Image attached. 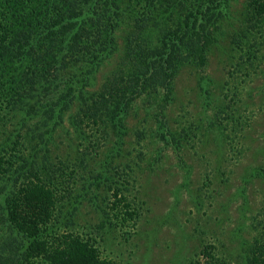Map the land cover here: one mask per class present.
Wrapping results in <instances>:
<instances>
[{"label":"trees","instance_id":"trees-1","mask_svg":"<svg viewBox=\"0 0 264 264\" xmlns=\"http://www.w3.org/2000/svg\"><path fill=\"white\" fill-rule=\"evenodd\" d=\"M232 2L0 0V264H116L95 238L67 230L80 198L65 209L66 182L55 174L68 167L54 168L50 145L61 131L87 140L89 129L87 147L99 154L94 144L111 134L110 165L137 99L147 94L149 103L152 91L171 100L180 68L207 63ZM246 16L264 18V0H248ZM70 149L85 159L86 147ZM102 175L91 183L111 181ZM113 197V216L131 218L127 203L118 209V191ZM259 214L245 264H264V201ZM189 264L230 263L209 245Z\"/></svg>","mask_w":264,"mask_h":264},{"label":"rangeland","instance_id":"rangeland-1","mask_svg":"<svg viewBox=\"0 0 264 264\" xmlns=\"http://www.w3.org/2000/svg\"><path fill=\"white\" fill-rule=\"evenodd\" d=\"M247 1L231 3L207 63L180 68L171 100L160 103L152 91L149 103L147 94L137 99L110 165L103 151L114 142L111 134L94 144L99 154L87 147L89 129L87 140L56 134L50 154L54 168L68 167L55 174L66 182L65 209L80 198L67 230L95 238L102 257L189 264L212 245L217 257L245 264L264 201V18L246 16ZM73 145L86 147L85 159L72 153ZM98 172L111 181L91 183ZM117 191L124 199L119 211L127 203L134 213L126 221L110 207Z\"/></svg>","mask_w":264,"mask_h":264}]
</instances>
